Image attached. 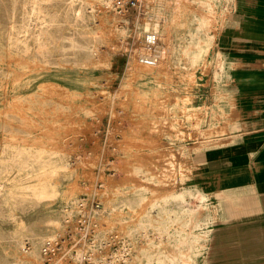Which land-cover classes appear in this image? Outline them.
Listing matches in <instances>:
<instances>
[{
  "label": "rangeland",
  "instance_id": "374dc122",
  "mask_svg": "<svg viewBox=\"0 0 264 264\" xmlns=\"http://www.w3.org/2000/svg\"><path fill=\"white\" fill-rule=\"evenodd\" d=\"M24 1L0 0V108L17 114L20 138L27 149L46 146L47 151L50 150L49 148H52L51 152L57 151L59 158L70 162L68 164L73 177L71 174L59 175L61 195L52 201H36L27 192L28 195L27 193L24 195L21 206L22 221L25 225L35 226L37 231H42L44 224L50 218L61 221V214L64 211L72 212L65 221L64 230L60 231V235L50 238V240H63L62 244L64 243L65 246L62 245L63 249L61 250V247L60 251L65 255L68 252L66 243L69 248L71 247V236L74 241L79 240L77 221L82 211V199L91 200V202L87 201L91 212L97 210L93 203L98 201L101 205L95 218L99 222L101 234L104 235L110 231L122 234L126 240L128 239L130 246L132 244L134 246L130 250L133 252L132 259L139 253L141 257L140 251L152 240V236L156 238L155 234L158 233L154 227L149 225L144 228L141 223L155 222L158 219L157 212L161 204L172 207L176 204L172 199H168L169 195L172 191L183 189L193 183V167L204 161L205 157L202 154L206 149L230 143L214 140L215 137L225 133L224 123L230 116L229 110L221 107L211 108V106H214V101L219 104L222 100V97L214 90L223 81V72H227V68L226 64L222 63L224 60L216 54L214 46L221 24L230 11L231 2L219 7L214 0H209L212 6V9H209L203 4L179 0L181 4L184 3V9L192 8L208 21L204 26L206 31L204 33H208L213 38L212 49L207 58L205 57L193 69L190 66H177L171 59L173 51L167 55L163 54L162 51L165 52L166 45L159 42L156 47L159 63L163 62L165 65L163 72L153 77L133 69V64L137 62L138 65L140 64L137 59L139 60V57L147 52L145 50L139 53L136 45H140V48L144 45L145 24L147 22L153 24L157 22L156 20L164 22L168 18L170 5H176L178 0H166L169 4L164 6L159 15L154 9V3L148 0L142 1L144 2L142 13H138L135 8L121 13L112 5L107 7L98 3V6L97 4V7L95 6L96 20L100 25L98 33L109 37L110 52L104 54L105 49H103L98 56L92 55L85 49L87 42L81 36L83 30L81 26H74L66 21L61 24L62 26L49 28V32L59 41H55L54 46L52 44L50 51L45 55L49 61L47 65L41 64V55L34 54L32 49L28 52L18 50V47L13 44L14 40L8 38V34L12 33L15 36L21 27ZM54 5H56L55 10L65 16L67 4L57 2ZM178 20L181 24L187 23L191 30L197 28L198 22L189 21L187 14L179 15ZM101 29L103 31H100ZM140 32L142 36L136 37ZM172 37L177 39L173 29ZM28 43L32 48L33 41L29 39ZM33 54L35 57L37 55L39 60L32 59ZM206 129L211 130V134ZM168 167L169 170H167ZM30 171H25L24 178L26 183L33 184L34 180L30 178ZM76 173H80L77 179L74 176ZM67 186L70 188H66ZM104 190H108L109 195L103 193ZM66 192L74 194L72 198H78L75 203L62 195ZM111 192L115 194L112 195ZM109 199L111 203L114 200L116 203L110 205ZM195 199L200 202L197 203L199 211L206 212L208 205L203 208L202 198L196 196ZM107 204L115 208V211H112V207L110 210ZM105 206L109 213H104ZM100 210H103V214ZM119 211L122 213H120L121 216L118 215ZM164 217L166 222L174 223L176 215L171 213ZM122 218L124 220H121ZM11 224L12 221L6 216L0 218V242L10 233ZM175 227L177 225H173L172 229ZM187 228L192 227L189 225ZM148 229L154 235L150 236ZM33 233L28 232L23 244L20 242L21 247L23 245L22 252L30 253L37 246L41 254L39 264H49V260L43 254V246L49 239L40 243V237ZM161 240L166 242L169 236H165L164 239L162 237ZM27 243L29 247L26 246ZM161 246L166 248L168 253L173 248L172 244L165 243ZM177 262L189 264L181 259ZM146 263V259L141 262V264ZM0 264H12V262L2 260L0 257Z\"/></svg>",
  "mask_w": 264,
  "mask_h": 264
},
{
  "label": "bare ground",
  "instance_id": "6f19581e",
  "mask_svg": "<svg viewBox=\"0 0 264 264\" xmlns=\"http://www.w3.org/2000/svg\"><path fill=\"white\" fill-rule=\"evenodd\" d=\"M148 1L154 3V9L158 13V15L162 13V9L168 3L166 0H151V1L148 0ZM214 1H215V4L217 6L223 7L228 2H231L232 0H214ZM57 2L67 4L68 7H67V10L65 12V16L62 15L63 13L61 14L55 10L56 5H54V3H57ZM183 2H184V0H183ZM183 2L181 4V2H179V0H178V1H176V5L175 4H174V6L170 5V8H169L170 12L168 13V18H166L164 22H161L158 20H156L157 22H154L153 24H151L150 22H147L145 24L143 33L144 32L146 33L149 31V29L153 28L152 31L158 35V41L162 42L166 45L165 52L161 50L162 53L167 55L168 53H170V51H173V55L171 56V59H172V61H175V64L177 66H179V67L190 66V68L194 69V67H196L201 61H203L204 58L210 53L214 41H213V38L211 37V35H209L208 33H204V32H206V31H204V26H206V24L208 22V21H206L205 17L200 15L196 10H194L192 8L184 9V5H183L184 3ZM188 2H190L192 4H203V5H206V7L208 6L209 9H212V6H211V3L209 0H189ZM98 3L101 5H103V4L107 5V7H109V5H112V0H25L23 2L24 8L22 9L23 13H22V18H21V27L17 30V32L15 31L16 32L15 36L12 33L8 34L9 35L8 38L12 41L14 40L13 44L18 47V50L28 52V51H31V49H32L34 54L41 55L42 56V60H40L41 64L47 65L49 61L45 55L50 51L51 45L55 41H59V40L55 39L56 36L53 37V35L49 32V28L55 27V26L56 27L60 26L63 22L69 21L74 26L80 25L81 28L83 29L81 32V36H83V38L87 42V46H85V49L87 51H89L94 56H98L101 53V51L103 49H105L104 54H107L110 52V49L108 47V38L109 37L108 38L105 37L103 33L102 34L98 33V27L100 25H98L99 21L96 20V16H95V13H96L95 6H96V4L98 6ZM182 5H183V7H182ZM199 7H200V5H199ZM2 12H3V10H2ZM186 14L188 15L189 21H192V22L197 21L198 22L197 28L195 30H191L190 28H188L189 25L187 23L183 22L181 24L179 22V20H178L179 15L183 16ZM201 14H202V12H201ZM1 16H2V14H1ZM141 21H142V19H141ZM102 22L104 23V21H102ZM136 26H135V28H136ZM179 26H182V28H178ZM9 27H10V25H9ZM59 28H57V29H59ZM174 28H176L175 31H174ZM103 29H104V27H103ZM161 29H162V31H161ZM172 29H173V32L175 33V36L177 37V39H174V37H172ZM100 31H103V30L101 29ZM141 36H142V32L137 34L136 37L140 38ZM71 37L72 36H70V38ZM29 39L32 40L34 43L32 45V48L30 47V45L28 43ZM143 43H144V41H143ZM66 44H69V43H66ZM52 46H54V44ZM136 47H137V51L139 53L142 51H145V50L147 51L145 45H142V48H140L141 47L140 45H136ZM65 49H66V47H65ZM155 50H156V48H155ZM7 54H9V53H7ZM34 54L32 56V59L37 58L39 60L37 55L35 57ZM217 55H219L220 58L223 57V55H221V53H219ZM168 58L170 59V56ZM137 61H139V60L137 59ZM164 62H165V60H164ZM137 63H135V65L133 64V67H134L133 69L136 70V72H142V73L149 74L152 76L157 75V74L159 75L160 72H163L162 70H163V67L165 65L163 62L159 63V61L153 65H147V64L141 63L140 61H139V63H140L139 65ZM222 63L225 64V61H223ZM196 85H197V83H196ZM191 96H193V95H191ZM196 97H197V95H196ZM199 103H200V101H199ZM12 110L14 111V109H12ZM14 112H16V111H14ZM186 112H187V110H186ZM211 112H213V111H211ZM186 119H188V118L186 117ZM208 121L210 122V120H208ZM192 126H194V125H192ZM19 127L20 126H19V120H18L17 114L16 113L12 114L10 112V110H5V109L0 108V218L3 216H6L8 219H10L12 221V224H11L12 229L7 236L8 238L6 237L5 240L3 238V241L0 242V257L2 260H5V261L8 260V261L12 262V264H39L40 260H41L40 248L39 247L37 248V246H36V247H34L33 251L25 254L22 252L23 245L21 247L20 242H22V244H23L24 238L26 237V235H28L27 234L28 232H34L33 234H35V236L40 237L39 238L40 243H43L47 239L50 240V238H55L60 233V231L63 229V225H64L65 221L67 220L68 217H70L72 212L67 211V210L64 211L61 214V216H62L61 221L56 219V218H50L44 224V226H43L44 230H42V231L38 230L37 231L35 226L29 227V226L25 225L24 222L22 221L21 214H22L23 209L21 208V206H22V201H23L24 195L28 192L32 196V198H34L36 201H39V202L42 200L52 201L54 199H57V197H59L61 195V190H60V186H59V182H58L59 175L64 174V176H66V175H69L71 173H70L69 164H68L69 161L68 162L66 160L63 161V159L59 158L57 151L51 152L52 148H49L51 151L50 150L47 151V149H45L46 146H44L43 148L37 147L34 149H27L23 144L24 142L20 138ZM202 129H203V127H202ZM207 130H209V129H206V131ZM209 131L211 134V130H209ZM208 132H206V133L208 134ZM200 134H201V130H200ZM109 136H111V134ZM184 148H185V145H184ZM53 149L55 150V148H53ZM59 153H60V151H59ZM61 154H63V153H61ZM168 155H169V153H168ZM173 155H172V158H173ZM62 156L64 157V155H62ZM163 156H164V154H163ZM67 157H68V154H67ZM179 158L180 157H178V159ZM70 160H71V158H70ZM168 160H170V159H168ZM188 161H190V160H188ZM75 163H77V162H75ZM80 165H82V164H80ZM84 166H86V165H84ZM82 167H83V165H82ZM169 169L170 168L168 167L167 170H169ZM27 170H31L30 171L31 172L30 178H32L34 180L33 184H28L25 182L24 173ZM174 171H173V173H174ZM166 173H167V171H166ZM79 174L76 173L74 175V176H76V179L78 178ZM71 176H72V174H71ZM172 176H173V174H172ZM175 176H177V174ZM156 179H157V177H156ZM67 182H68V180H67ZM72 183H74V182H72ZM69 186H70V184H69ZM69 186H67L66 188H68ZM143 187H145V186H143ZM71 188H72V186H71ZM108 192H109L108 190L103 191V193H105V194L106 193L108 194ZM28 193H27V195H28ZM113 194H115V193H112V195ZM62 195L67 197L69 199V201L73 202V203H75L76 199H78L77 197L72 198V196L74 195L72 193L69 194L68 192H66V193H62ZM196 196H200L202 198V206H203V208H205V206H207L206 203L208 201V194L205 191L200 190V189L187 188V187H184L183 189H180V190L172 191V193L169 195L168 199L169 200L172 199V201L176 204L173 207L168 205V204H164V205L161 204L160 209L157 212L158 213V219H156L155 222H145L144 221L141 223L142 227H144V228H146L150 225V226L154 227L155 229H157L158 233H156V234H158V238H157V236H156L157 239L154 238V236H152L153 237L152 240L147 245H145V247H143V249L140 251L141 257H140V253H139L138 254L139 256L137 255L138 257L136 256V258L133 257V259H132L133 252L131 251L132 252V254L130 255L131 258L127 259L126 264H138V263L141 264L143 259H146L148 264H177V263L179 264V262H177L179 259H181L182 261H185L189 264H197L199 257L202 255V253L207 248V245L209 242L210 231L208 229L207 230L201 229L200 232H193V231H187L186 230L187 227L193 223V220L197 219L196 214H198L199 206L197 204H193L191 201V199L192 200H193V198L195 199ZM25 197H28V196H25ZM122 197H124V196H122ZM108 201H109L110 205L115 202V200H114V202L111 203L110 199ZM30 202H32V201H30ZM33 202H35V201H33ZM121 202H123V201H121ZM151 202H152V199H151ZM168 202H170V201H168ZM109 204H107V205H109ZM155 204L157 205L159 203H155ZM115 206H117V205H115ZM30 207L32 208V206H30ZM77 207H79V206H77ZM111 207L112 206H110L109 209ZM104 208L106 210V206ZM119 208H117V209H119ZM140 209L143 210L142 208H140ZM207 209H208V206H207ZM229 210H230V208H229ZM102 211H101V213H102ZM112 211H115V208L112 207ZM107 212H108L107 210L104 211V213H107ZM73 213H75V212H73ZM120 213L121 212L119 211L118 215H120ZM171 213H174L176 215V217L174 218L175 219L174 223L169 222V221L166 222L165 221L166 219H163V218H165L164 216H168ZM142 214H143V212H142ZM142 214H141V216H142ZM207 214L209 215L210 213H207ZM124 216H125V214H124ZM124 216H123V218H125ZM98 217H99V215H98ZM101 217H104V216L101 215ZM112 218H113V215H112ZM123 218L121 220H124ZM97 219H99V218H97ZM119 219H120V217H119ZM204 219H205L204 223L207 224L206 218H204ZM109 220H110V218H109ZM113 221H114V219H113ZM67 223H66V225L69 224V223L68 224ZM119 223H121V222H119ZM126 223H128V222H126ZM198 224H199L198 221H196L195 227H198L199 226ZM173 225H178L181 230L172 232L171 229H172ZM125 226H126V224H125ZM111 227H113V226H111ZM122 227L124 228V226H122ZM138 227H140V225ZM138 227H137V229H138ZM166 228L168 229L167 235H169V240H168L167 244L173 245V251H170V253L167 252L166 248H162L163 246H161L162 245V240H161L162 231H161V229H166ZM176 228L177 227H175V229ZM136 230H134V231H136ZM130 231H132V230H130ZM145 232H147V231H145ZM127 234H129V233H127ZM146 235H147V233H146ZM164 236H165V234H164ZM127 237H128V235H127ZM130 237L131 236H129V238ZM131 239H134V238H131ZM163 239H164V237H163ZM138 240H139V238H138ZM133 243H135V241ZM66 244H68V243H66ZM63 245H64V243H63ZM133 247L134 246L132 244L131 248H133ZM134 259H135V261H134Z\"/></svg>",
  "mask_w": 264,
  "mask_h": 264
},
{
  "label": "crops",
  "instance_id": "0c3cea01",
  "mask_svg": "<svg viewBox=\"0 0 264 264\" xmlns=\"http://www.w3.org/2000/svg\"><path fill=\"white\" fill-rule=\"evenodd\" d=\"M231 2L214 46L227 68L214 90L222 100L211 106L229 110L226 131L214 140L230 143L206 149L187 186L208 194V209L186 229L210 231L197 264H264V0Z\"/></svg>",
  "mask_w": 264,
  "mask_h": 264
},
{
  "label": "built area",
  "instance_id": "2783aa9c",
  "mask_svg": "<svg viewBox=\"0 0 264 264\" xmlns=\"http://www.w3.org/2000/svg\"><path fill=\"white\" fill-rule=\"evenodd\" d=\"M142 1L113 0L112 6L121 13L129 12L131 8H135L138 13H142V4L144 3ZM143 41L147 52L139 57V61L147 65L157 63L159 54L155 48L159 43L158 35L153 31H148L145 33ZM89 200L87 198L82 199V211L77 221L79 240L74 241L73 236L70 234L72 243L70 248L66 244L67 254H61L60 248L63 244L60 240L45 242L43 254L49 260V264H126L131 254L132 245L130 246V243L118 232L110 231L104 235L101 234L99 222L95 218L101 204L98 201L94 202L93 206L97 210L92 213L89 211V202H87ZM26 246L29 247V244L27 243Z\"/></svg>",
  "mask_w": 264,
  "mask_h": 264
}]
</instances>
